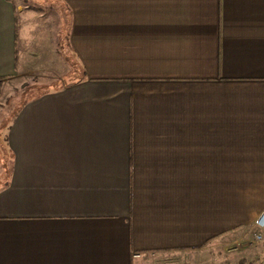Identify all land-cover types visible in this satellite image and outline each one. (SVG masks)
<instances>
[{"label": "crops", "instance_id": "0c3cea01", "mask_svg": "<svg viewBox=\"0 0 264 264\" xmlns=\"http://www.w3.org/2000/svg\"><path fill=\"white\" fill-rule=\"evenodd\" d=\"M41 1L69 78L14 117L53 17L0 0V264H136L257 232L264 0ZM241 247L236 264L264 261Z\"/></svg>", "mask_w": 264, "mask_h": 264}, {"label": "rangeland", "instance_id": "374dc122", "mask_svg": "<svg viewBox=\"0 0 264 264\" xmlns=\"http://www.w3.org/2000/svg\"><path fill=\"white\" fill-rule=\"evenodd\" d=\"M30 7L39 9L47 16L53 17V45L48 50H45V45L39 43L36 45L35 51H39L37 62L29 64L35 67H41L32 71L24 70L25 75L20 80L13 82L8 88L12 93L10 96L5 95V112L13 114L26 100L32 98L36 94L44 91L55 90L68 81V65L59 56V38L58 32L63 25L58 15L56 7H46L41 5V0H23ZM57 11V12H56ZM57 13V15H56ZM58 42V47L56 43ZM39 59V60H38ZM8 122V119L6 120ZM2 143V141H1ZM9 158L6 151L0 150V158ZM2 168L0 167V170ZM249 234L248 238H252ZM233 237V236H232ZM229 240H216L210 243L205 249L197 252L188 253H171L157 255L154 257L139 260L136 264H236V256L239 250L242 249L239 244Z\"/></svg>", "mask_w": 264, "mask_h": 264}, {"label": "built area", "instance_id": "2783aa9c", "mask_svg": "<svg viewBox=\"0 0 264 264\" xmlns=\"http://www.w3.org/2000/svg\"><path fill=\"white\" fill-rule=\"evenodd\" d=\"M254 226L257 232L253 233L252 238L245 240L243 246L264 244V211L255 220ZM134 257L138 258L139 255H135ZM260 264H264V261Z\"/></svg>", "mask_w": 264, "mask_h": 264}, {"label": "trees", "instance_id": "16d2710c", "mask_svg": "<svg viewBox=\"0 0 264 264\" xmlns=\"http://www.w3.org/2000/svg\"><path fill=\"white\" fill-rule=\"evenodd\" d=\"M26 104V102H24L15 112L14 117L17 115V113L22 109V107Z\"/></svg>", "mask_w": 264, "mask_h": 264}]
</instances>
